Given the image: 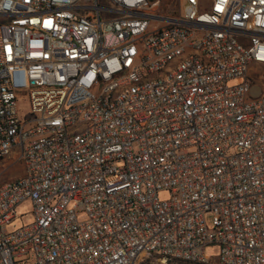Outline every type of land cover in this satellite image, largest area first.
<instances>
[{
	"label": "built area",
	"instance_id": "built-area-1",
	"mask_svg": "<svg viewBox=\"0 0 264 264\" xmlns=\"http://www.w3.org/2000/svg\"><path fill=\"white\" fill-rule=\"evenodd\" d=\"M106 1L0 0V264H264V0Z\"/></svg>",
	"mask_w": 264,
	"mask_h": 264
},
{
	"label": "rangeland",
	"instance_id": "rangeland-1",
	"mask_svg": "<svg viewBox=\"0 0 264 264\" xmlns=\"http://www.w3.org/2000/svg\"><path fill=\"white\" fill-rule=\"evenodd\" d=\"M101 4L107 5L106 0H99ZM163 7H166L167 10H173L178 8V0H160V9L162 10ZM110 17H114V15H109ZM264 71V69H263ZM251 76L257 80V87H259L264 94V79L258 78L257 75L251 74ZM242 80H235L230 83V85H236L241 83ZM18 107L19 112L22 117H27L30 114V104L27 97L20 93L18 95ZM15 155L6 159L3 162H0V185L13 181L24 174V166L22 162L18 159V156L14 152ZM161 200H169L171 198L169 192H161L159 195ZM17 218L12 221V223L8 226V232L17 231L23 227H27L34 223L35 216L33 213V204L30 201H26L23 204L19 205L16 209ZM85 216L82 215L80 219H84ZM208 218V222H210V217ZM220 247L218 244L211 245L206 250V255L210 257H216ZM143 264H165L161 259L157 257H151L148 259H144Z\"/></svg>",
	"mask_w": 264,
	"mask_h": 264
},
{
	"label": "trees",
	"instance_id": "trees-1",
	"mask_svg": "<svg viewBox=\"0 0 264 264\" xmlns=\"http://www.w3.org/2000/svg\"><path fill=\"white\" fill-rule=\"evenodd\" d=\"M158 1H160V0H148V2L150 4H154V3L158 2ZM162 11H167V8L163 7ZM167 264H201V263H185V262L179 261V260H172V261H169ZM211 264H215V263H211Z\"/></svg>",
	"mask_w": 264,
	"mask_h": 264
}]
</instances>
